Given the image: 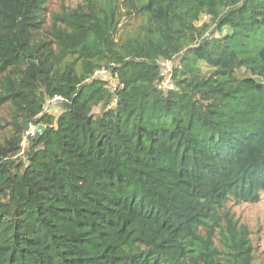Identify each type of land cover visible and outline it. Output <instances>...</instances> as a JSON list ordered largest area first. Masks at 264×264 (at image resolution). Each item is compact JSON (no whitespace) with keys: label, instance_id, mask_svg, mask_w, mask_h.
I'll use <instances>...</instances> for the list:
<instances>
[{"label":"trees","instance_id":"obj_1","mask_svg":"<svg viewBox=\"0 0 264 264\" xmlns=\"http://www.w3.org/2000/svg\"><path fill=\"white\" fill-rule=\"evenodd\" d=\"M49 4L0 0V264H254L264 0Z\"/></svg>","mask_w":264,"mask_h":264},{"label":"rangeland","instance_id":"obj_2","mask_svg":"<svg viewBox=\"0 0 264 264\" xmlns=\"http://www.w3.org/2000/svg\"><path fill=\"white\" fill-rule=\"evenodd\" d=\"M79 1L80 0H50L48 14L60 11L62 5L72 7ZM207 21L208 18L203 16L197 24L200 25L201 23H206ZM226 32L227 29L224 28L223 33ZM162 66L163 73H167L171 69V63H164ZM99 78L106 80L108 82V86L112 89H114L117 85L116 79L113 78L109 72ZM168 85L169 83L166 81L162 85V89H165ZM44 111L47 114L54 115L55 117L60 114V108L51 102H47ZM94 112L96 114L98 109H95ZM3 113L4 112L0 110V115ZM0 124H3L1 119ZM3 132L4 130L0 127V134ZM26 140L27 139L24 141L23 148L27 146ZM228 207L235 213L236 219L248 228L249 240L253 249L252 253L254 255V264H264V199L257 204L243 203L240 205H233V203H229ZM215 245L218 246V248H221V243L218 239H215Z\"/></svg>","mask_w":264,"mask_h":264},{"label":"water","instance_id":"obj_3","mask_svg":"<svg viewBox=\"0 0 264 264\" xmlns=\"http://www.w3.org/2000/svg\"><path fill=\"white\" fill-rule=\"evenodd\" d=\"M256 80L260 82V80L258 79ZM55 105H57L60 109L64 111H69L71 109V104L64 100L56 102ZM43 131H44V126L38 125L37 130L34 133V138L38 139L42 135Z\"/></svg>","mask_w":264,"mask_h":264},{"label":"built area","instance_id":"obj_4","mask_svg":"<svg viewBox=\"0 0 264 264\" xmlns=\"http://www.w3.org/2000/svg\"><path fill=\"white\" fill-rule=\"evenodd\" d=\"M106 73H107V71H105V70H98V71H96L94 73V77H102ZM59 101H62V98L55 97L50 102L55 104L56 102H59ZM36 130H37V127L36 126H30L29 129H28L27 135L34 136V133L36 132Z\"/></svg>","mask_w":264,"mask_h":264}]
</instances>
